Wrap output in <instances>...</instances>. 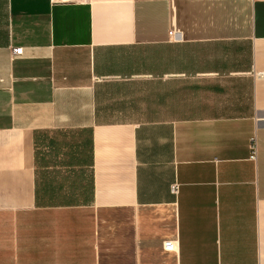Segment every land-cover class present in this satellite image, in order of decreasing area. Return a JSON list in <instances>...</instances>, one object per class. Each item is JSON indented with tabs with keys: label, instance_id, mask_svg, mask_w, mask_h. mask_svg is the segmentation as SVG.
Listing matches in <instances>:
<instances>
[{
	"label": "crops",
	"instance_id": "obj_1",
	"mask_svg": "<svg viewBox=\"0 0 264 264\" xmlns=\"http://www.w3.org/2000/svg\"><path fill=\"white\" fill-rule=\"evenodd\" d=\"M0 264H264V0H0Z\"/></svg>",
	"mask_w": 264,
	"mask_h": 264
},
{
	"label": "built area",
	"instance_id": "obj_2",
	"mask_svg": "<svg viewBox=\"0 0 264 264\" xmlns=\"http://www.w3.org/2000/svg\"><path fill=\"white\" fill-rule=\"evenodd\" d=\"M51 2H62V3H69V2H73V3H77V2H81V0H51ZM169 35L172 36L173 33L172 32H169ZM13 55L15 56H21L22 53H23V49L21 48H14L13 51H12ZM250 150H251V158L254 160L256 158V154H255V151H256V143H255V138L252 139L251 141V145H250ZM172 188V192L174 194H176L178 192V188H177V185L176 184H173L171 186ZM164 250L165 251H172L173 248H174V245L170 242H166L163 246Z\"/></svg>",
	"mask_w": 264,
	"mask_h": 264
}]
</instances>
